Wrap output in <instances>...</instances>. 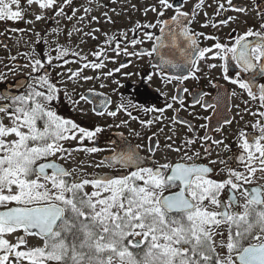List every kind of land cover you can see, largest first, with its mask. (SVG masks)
Wrapping results in <instances>:
<instances>
[{"label":"snow or ice","instance_id":"6c2138e0","mask_svg":"<svg viewBox=\"0 0 264 264\" xmlns=\"http://www.w3.org/2000/svg\"><path fill=\"white\" fill-rule=\"evenodd\" d=\"M157 2L159 8L150 9L157 17H164L169 9L175 14L169 19H158L156 24L137 25L143 29L159 25L160 35L145 32L146 39L153 41L151 50L134 54L157 56L159 63L155 67L162 77L166 68L189 69L187 75H167L166 84L174 80L182 84L190 77L198 79L201 60L223 61L220 65L223 78L257 102L256 111L236 106L240 120L245 113L254 117L245 125L252 132L241 129L235 134L236 151L223 139H213L207 131L202 137H189L182 143L168 136L166 139L171 143L164 147L182 153L175 162L166 156L164 162L155 160L159 144L148 137L151 156H141V145L129 144L118 151L114 149L111 157L94 165L118 169L119 175H78V169L65 166L72 153H95L100 149H71L65 142L76 140L82 145L85 140H93L102 129L88 130L58 115L52 106L57 89L46 75L37 77L38 82L30 84L24 95L4 96L10 103L0 105V264H264V184L256 183L264 180V82L257 80L264 79V12H257L261 18L259 28H249L236 36L231 45L217 42L201 48L198 37L204 34L184 26V21L190 23L189 13L169 0ZM203 2L199 0L195 8L199 9ZM226 2L233 11H247L233 6L232 0ZM64 3L70 4L71 0ZM26 4L28 7L35 4L40 10L35 15L36 21L44 19L46 10L57 16L63 12L58 0H26ZM222 10L227 11L220 4L217 13ZM25 11L20 0H0V20L21 21ZM57 52L56 59L68 54L59 49ZM95 55L99 57L101 53ZM229 60L238 70L235 78L228 75ZM51 62L49 57L48 63ZM30 64L34 73L44 67L41 59ZM92 67L100 68L103 64ZM72 76L78 77L79 72ZM231 95H237L235 90ZM80 99L87 98L82 95ZM214 99L215 103H202L201 97L195 103L205 110L217 111L221 97ZM172 100L183 105L179 96H173ZM166 109L179 111L173 104H166V108H145V114L159 115L140 120L141 125L151 126L170 119L173 124L183 123L190 132L194 131L189 122L164 116ZM127 115L137 119L131 112ZM232 123V119H223L224 125ZM201 127L207 129L208 125ZM213 131L222 133V125ZM172 132L175 135V129ZM209 140L231 153L228 161H235V167L223 159H209L207 165L197 162L202 153L193 151V145L199 142L203 155L211 157L214 149L207 143ZM218 162L224 166L219 171L226 173L221 180L213 178L216 170L209 166ZM257 172L262 175L257 177ZM13 235L15 242L9 239ZM28 237L38 238L41 244L30 246Z\"/></svg>","mask_w":264,"mask_h":264},{"label":"flooded vegetation","instance_id":"af4514ba","mask_svg":"<svg viewBox=\"0 0 264 264\" xmlns=\"http://www.w3.org/2000/svg\"><path fill=\"white\" fill-rule=\"evenodd\" d=\"M169 2L179 7L182 11L189 13L190 23L188 22V28L192 32L203 33L204 36L214 38L205 39L204 36H199L198 43L201 48L212 47L217 42L231 45V43H234L236 36L243 35L249 28L258 29L261 18L257 15V12H264V0H232L233 6L245 8L247 9L246 12L231 10L226 0H204L199 9L195 8L199 0H169ZM87 3H89L88 0H71L68 5L71 6L70 11L74 12V10L83 9L82 4L87 7ZM220 4H223L224 9H227V11L222 10L217 13ZM153 6L159 8L157 0H151L149 6H144L142 11L138 12V14L142 15L138 16L136 21L122 26L112 37L92 38L89 42L82 43L84 48L79 53L69 52L63 47L51 44V41V46L47 47L45 42L35 41L29 45L27 43L30 40L27 39L26 41L24 39L23 42L27 47L20 50L16 56H9L4 65L7 70L0 72V76L2 74H10L14 70L8 72V68L14 64L17 67L16 72L18 74V76L13 75L7 78L0 85V105L10 103V101L3 99L4 96L24 95L29 91L28 86L30 84L35 85L38 82L37 77L46 75L49 82L57 89L56 99L52 101V106L58 115L62 118L70 119L88 130L94 131L96 127L102 129L93 140H85L82 145L78 143V146L75 147H96L100 149V151L95 153L78 151L79 155L85 159L84 166L89 169L85 174L88 176L119 175L120 170L118 169L106 166L95 167L94 165L99 164L100 161L105 160L107 157H111L114 149L118 151L129 144L132 146L141 145L139 149L141 156H151L148 149L152 144L148 137H152L159 144L154 157L159 162H164L165 156L168 160L175 162L182 155V153H174L164 147L166 143H171V141L166 139L168 136H173L174 140L182 143L189 137H202L207 131L213 139H223L225 143L232 145L233 151H236L235 134L241 129L248 133L252 132L251 127H245V125L249 121L254 120V117L246 113L244 114V119L240 120V117L236 115L238 111L236 106L239 105L240 109L247 106L256 111L257 102L251 101L247 93H242L236 85L230 84L223 78L224 72L220 65L224 62L218 59L201 60L199 62L201 71L196 73L198 79L190 77L182 84L175 80L166 84L165 77L173 73L164 71V77L159 75L160 69L155 67V55L138 56L134 54L141 50H151L153 41L146 39L145 32H150L154 36L159 35V25L156 28L148 29L137 28V25L156 24L158 19H169L175 14L173 9H169L164 17H157L156 13L150 10ZM145 9H149V11L146 12ZM135 12L134 14H136ZM224 20L228 22L226 24L222 23ZM213 24H215V27H213ZM12 34L21 36L25 34V28L22 23L19 26L6 24L0 28V44L4 40L5 46H3L6 47L7 40L11 38ZM133 40L143 41V43L133 44ZM58 49L61 52L66 51L68 54L56 59ZM96 53H101V55L98 57L95 55ZM208 55L212 54L209 53ZM49 57L52 58L51 64L48 63ZM14 58L21 59L23 60L22 62L29 64L31 61L41 59L44 67L38 72H29V75V73H25L22 70L23 64L19 61H14ZM97 63L103 64V67H92V65ZM85 64L89 66L84 67ZM208 64H216L217 67L209 69ZM66 66H76L77 69H75L74 73L79 72V75H81L80 96H76V93H73L75 96L74 100L78 101L77 104L72 103V94L65 92L63 78L66 73L69 74V70H63ZM228 69V75L235 78V73L238 70L231 60L228 62ZM175 71L177 72L176 75H186L184 68ZM109 72L112 74L108 75ZM84 77H92V79H84ZM20 80H25L24 86L18 91L11 89ZM257 80L258 82H264V79L259 77ZM213 84L219 87H213ZM101 85L104 86L101 87ZM183 88H187L189 91L185 93L182 91ZM40 90L43 91L45 89L41 88ZM233 90H235L237 95H231ZM203 93H207V95L203 96ZM82 95L87 99L81 100L80 97ZM173 96L181 97L183 105L173 101ZM218 96L221 97V100L217 111H213L211 108L205 110L200 104L195 103L196 99L201 97L202 103H215L214 98ZM101 101L105 103L102 105ZM245 102H247V105ZM166 104H173V108L179 109V111L174 112L173 109H166L164 116L169 118L176 116L179 121H187L194 131L190 132L186 124L179 122L173 124L170 119H164L162 123H155L151 126L141 125L140 120L153 119L159 115L158 112L145 114V108H166ZM194 104L195 106L193 107ZM78 105H80V109L76 107ZM112 111L117 113L116 116L107 114ZM100 112H103L104 115H99L98 113ZM127 112H131L137 119L132 120L127 115ZM205 117L208 119H205ZM224 118L232 119L233 123L224 125ZM122 121H127V125L123 124ZM5 122L7 123V120ZM201 125H208V127L205 129ZM221 125L222 133L213 131L215 127ZM160 129H164V131L161 132ZM172 129H175V135ZM135 133H140V136H136ZM153 133H157V136L153 137ZM207 143L214 149L211 157L203 155L199 142L193 145V151H201L202 153L201 159L197 161L198 163L207 165L209 159L228 161L231 153L224 151L223 145L217 147L212 144L211 140ZM70 146L69 148L74 149L73 145ZM217 152L219 155H217ZM189 154L191 155V152ZM188 162L191 163L192 161ZM228 163L229 166L235 167V161H228ZM209 166L216 170L213 173L214 179L221 180L225 177L226 173L219 171L224 167L219 162ZM256 175L259 177L262 174L257 172ZM256 183L264 184V180H258ZM31 238L40 241L35 237H28V240Z\"/></svg>","mask_w":264,"mask_h":264},{"label":"rangeland","instance_id":"374dc122","mask_svg":"<svg viewBox=\"0 0 264 264\" xmlns=\"http://www.w3.org/2000/svg\"><path fill=\"white\" fill-rule=\"evenodd\" d=\"M88 1L89 3H87V7L82 4L83 9L76 10L73 15V12L70 11L71 6L65 4L64 0H58V3L63 7L61 15L57 16L54 11L46 10L44 12V19L36 21L35 15L40 14L38 7L35 4L28 7L26 0H20L21 8L26 9L24 12V19L21 21L0 20V28L6 24L19 26L20 23H22L25 28V36L12 34L11 38L7 40L6 47H4L5 45L1 46L0 44V72L2 70H7V67L5 68L4 65L9 56H16L20 50L27 47L23 42L24 39L26 41L27 39L30 40V42L27 43L29 45L35 41H40L42 43L45 42L47 47L53 44L58 47H63L69 52L79 53L81 52V49L84 48L82 43L86 41L89 42L92 38L102 39L104 37H112L122 26H126L136 21L138 16L140 17L142 15L138 14V12L142 11L144 6H149L151 0ZM78 4L77 6H79ZM85 9H88V11L86 12ZM134 12L136 14H134ZM67 17H71V19H68ZM29 21H31V23ZM69 33H71V35H69ZM37 34L39 35V39ZM3 38L6 40L5 37ZM14 61H19L23 64L22 70H24L25 73H32L31 65L29 63L22 62L23 60L16 58H14ZM75 69H77L76 66H66L63 68L65 71L69 70V74L66 73L63 82L65 92L72 94V101L75 99L73 93H76V96H80L82 86L81 75L78 77L72 76ZM16 70L17 67L12 64L8 68V72H12L0 76V85L4 83L7 78L13 75L18 76ZM76 107L80 109V105ZM70 145H73L75 148L78 146V141L74 140L65 142V146L68 148L71 147ZM79 154V152H73L71 160L65 166L70 169H78L77 174L82 175L89 169L87 166H84L85 159ZM61 163H63V161ZM9 239L15 242V235L9 237ZM29 244L30 246H37L41 244V242L31 238L29 239Z\"/></svg>","mask_w":264,"mask_h":264},{"label":"water","instance_id":"95a60500","mask_svg":"<svg viewBox=\"0 0 264 264\" xmlns=\"http://www.w3.org/2000/svg\"><path fill=\"white\" fill-rule=\"evenodd\" d=\"M184 26L185 27H188V22L187 21H184ZM159 35H160V32H159ZM4 42H5L4 40L1 41V45L2 46L4 45ZM155 63L156 64L159 63V58L157 56L155 57ZM184 70H185V74L187 75L188 72H189V69L187 67H185ZM164 71L172 72L173 73L172 75H176L177 74V72L175 70L170 69V68H166V69H164ZM24 84H25V80H20V81L16 82V84L11 89H13L15 91H18V90H20L24 86ZM4 92H6V91H4Z\"/></svg>","mask_w":264,"mask_h":264}]
</instances>
